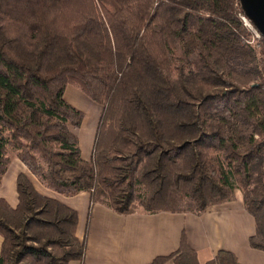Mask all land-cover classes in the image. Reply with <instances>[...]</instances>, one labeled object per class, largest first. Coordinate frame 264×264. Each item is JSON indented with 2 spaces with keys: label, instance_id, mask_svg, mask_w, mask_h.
<instances>
[{
  "label": "trees",
  "instance_id": "trees-1",
  "mask_svg": "<svg viewBox=\"0 0 264 264\" xmlns=\"http://www.w3.org/2000/svg\"><path fill=\"white\" fill-rule=\"evenodd\" d=\"M240 15V0H0V187L14 151L45 188L123 216H201L240 191L264 251V49ZM69 86L103 108L90 161ZM17 193L0 199V264L83 263L78 213L25 174ZM169 263L200 264L184 240L152 264Z\"/></svg>",
  "mask_w": 264,
  "mask_h": 264
},
{
  "label": "crops",
  "instance_id": "crops-1",
  "mask_svg": "<svg viewBox=\"0 0 264 264\" xmlns=\"http://www.w3.org/2000/svg\"><path fill=\"white\" fill-rule=\"evenodd\" d=\"M68 88L65 99L67 93L70 101V95H78ZM80 100L87 103L85 99ZM69 104L74 105L71 101ZM73 107L82 109V104ZM90 110L92 116L88 118L84 114L81 127H71L79 138L82 157L86 161L92 159L103 108L92 104ZM20 174H25L40 194L56 199L78 213L76 235L85 242L86 255L83 263L74 261L70 264H152L158 257H169L179 251L183 240L196 253L200 264L213 260L221 251L233 254L240 264H264V251L250 245L256 224L238 191L234 201L213 206L201 216L167 212L123 216L106 206L93 204L91 193L66 197L45 188L15 157L0 187V198L12 208L18 205L17 180ZM2 244L0 235V254Z\"/></svg>",
  "mask_w": 264,
  "mask_h": 264
},
{
  "label": "rangeland",
  "instance_id": "rangeland-1",
  "mask_svg": "<svg viewBox=\"0 0 264 264\" xmlns=\"http://www.w3.org/2000/svg\"><path fill=\"white\" fill-rule=\"evenodd\" d=\"M241 18V17H240ZM244 26L246 27V25L244 24ZM247 28V27H246ZM248 29V31L250 32V38H249V40H248V43H249V41L250 42H252L253 40H255L254 41V47L259 51V52H262V50L264 49V42H263V40H264V38L263 37H261L260 39L259 38H256L255 37V35H254V33L252 32V30L248 27L247 28ZM250 29V30H249ZM250 44V43H249ZM251 45V44H250ZM69 89H72V90H74V91H76V93H77V95L79 96H74V97H72L71 95H70V101L72 102V104H74L75 106H77V104H82V109H78V110H82V112L84 113V114H87V117L88 118H90V116H92V111L90 110V105H97V106H99V104H97L96 102H94V101H92L90 98H88L86 95H84L80 90H78L77 88H75V87H69L68 88V90ZM80 98H82V99H85V101H87V103H85V102H82L81 100H80ZM65 100H67V93H66V99ZM70 101H68L67 100V102L68 103H70ZM73 105V106H74ZM9 156L11 157V159H13V158H15L16 157V154H15V152L14 151H10V154H9ZM33 184V183H32ZM34 185V184H33ZM35 187V186H34ZM239 193H241L240 191H238ZM42 195V194H41ZM241 195H242V193H241ZM44 196V195H43ZM45 197H47V196H45ZM48 198H50V199H53V198H51V197H48ZM0 199H3V198H0ZM54 200H56V199H54ZM58 201V200H57Z\"/></svg>",
  "mask_w": 264,
  "mask_h": 264
},
{
  "label": "water",
  "instance_id": "water-1",
  "mask_svg": "<svg viewBox=\"0 0 264 264\" xmlns=\"http://www.w3.org/2000/svg\"><path fill=\"white\" fill-rule=\"evenodd\" d=\"M245 16L264 38V0H240Z\"/></svg>",
  "mask_w": 264,
  "mask_h": 264
},
{
  "label": "built area",
  "instance_id": "built-area-1",
  "mask_svg": "<svg viewBox=\"0 0 264 264\" xmlns=\"http://www.w3.org/2000/svg\"><path fill=\"white\" fill-rule=\"evenodd\" d=\"M240 17H241V20L243 21V23L246 25V27L247 28L249 27L252 30V32L254 33L256 38L260 39L261 37H263L262 34L256 29V27L251 23V21L245 15H240ZM254 41L255 40H253L252 42L249 41V43L251 45H254L253 44Z\"/></svg>",
  "mask_w": 264,
  "mask_h": 264
}]
</instances>
